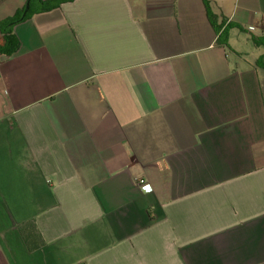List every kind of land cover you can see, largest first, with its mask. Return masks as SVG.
<instances>
[{
  "label": "crops",
  "instance_id": "obj_1",
  "mask_svg": "<svg viewBox=\"0 0 264 264\" xmlns=\"http://www.w3.org/2000/svg\"><path fill=\"white\" fill-rule=\"evenodd\" d=\"M201 1L72 0L11 27L0 264H264V49L216 45ZM209 2L263 35L264 0Z\"/></svg>",
  "mask_w": 264,
  "mask_h": 264
},
{
  "label": "trees",
  "instance_id": "obj_2",
  "mask_svg": "<svg viewBox=\"0 0 264 264\" xmlns=\"http://www.w3.org/2000/svg\"><path fill=\"white\" fill-rule=\"evenodd\" d=\"M71 1L72 0H54L52 2H41V0H25L26 10L23 18L20 17L23 10V7H21L11 18L0 22V56L3 57V59H7L17 50V40L10 34L12 26L17 23L24 22L34 14L48 12L57 5ZM209 1L210 0H202L201 2L205 9L207 21L217 35L215 44L219 46H227L228 31L236 28L243 32V28L236 24H232V22H227L226 18L222 15L218 16L214 14ZM250 40L254 46L262 47L264 49V32L263 35L259 37L251 36ZM255 66L264 73V53L257 58ZM19 233L23 239L22 242L28 250H35L40 246L39 236L35 232L31 223L25 224L21 229H19Z\"/></svg>",
  "mask_w": 264,
  "mask_h": 264
},
{
  "label": "rangeland",
  "instance_id": "obj_3",
  "mask_svg": "<svg viewBox=\"0 0 264 264\" xmlns=\"http://www.w3.org/2000/svg\"><path fill=\"white\" fill-rule=\"evenodd\" d=\"M264 32V29H262ZM228 34H230V43L233 47L244 51V52H249V56H251L253 53H256V51H262V48H256V46L253 45V43L251 42V40L249 39V33L247 32H240V31H236V30H232L230 29L228 31Z\"/></svg>",
  "mask_w": 264,
  "mask_h": 264
},
{
  "label": "built area",
  "instance_id": "obj_4",
  "mask_svg": "<svg viewBox=\"0 0 264 264\" xmlns=\"http://www.w3.org/2000/svg\"><path fill=\"white\" fill-rule=\"evenodd\" d=\"M262 29H264V21L262 22ZM136 184H137L141 189H145V190L147 189V188H146L147 186H146L142 181H140V180L137 181Z\"/></svg>",
  "mask_w": 264,
  "mask_h": 264
},
{
  "label": "water",
  "instance_id": "obj_5",
  "mask_svg": "<svg viewBox=\"0 0 264 264\" xmlns=\"http://www.w3.org/2000/svg\"><path fill=\"white\" fill-rule=\"evenodd\" d=\"M25 10H26V5H24V6H23V10H22V13H21V16H20V17H22V18H23V16H24V13H25Z\"/></svg>",
  "mask_w": 264,
  "mask_h": 264
}]
</instances>
